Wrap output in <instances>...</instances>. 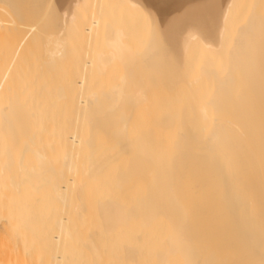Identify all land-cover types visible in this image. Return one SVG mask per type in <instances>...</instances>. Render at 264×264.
Instances as JSON below:
<instances>
[{
    "label": "bare ground",
    "instance_id": "1",
    "mask_svg": "<svg viewBox=\"0 0 264 264\" xmlns=\"http://www.w3.org/2000/svg\"><path fill=\"white\" fill-rule=\"evenodd\" d=\"M0 7L4 12H8L10 17L12 15L11 21L17 26L24 22L26 25L29 24L28 26L33 25L36 22L31 24L27 18L37 17L38 23L42 26L43 39L42 42L39 40L41 35L38 33L34 45L40 44V48L37 49L38 47L35 48L34 45L32 47L42 51L37 54L35 49L31 50L37 55L33 59H38L41 55L39 59H42L39 63L35 61L46 71L44 79H55L57 76L56 79H64L65 73L62 71L57 75V72L62 69L64 63H67L75 47L82 50L78 64L84 69L80 78H76L73 85L71 84L78 93L74 92V98L71 96L73 99L69 108L72 115L68 117L71 120L67 121L73 122L76 129L72 126L75 129L71 128L73 133L67 135L61 133L63 137L57 135L62 138L59 140V137L57 138L58 143L50 141L54 150L64 137L65 141L71 144L68 145L70 150L67 152H63L62 149V156L57 155L58 149L55 150L57 154H51L53 162L56 163L59 159L57 166L55 163L50 164V155L44 147L41 145V148L36 147L37 140L41 138L39 116L43 112L29 110L27 101L24 103L22 98L17 99L16 91L12 94L0 91V185L3 190L13 189L17 194L16 198L28 187L40 192L50 185L55 200L57 202L59 200L60 204L59 210H55L58 216L48 219L47 221H51L52 224L44 229H41V226L29 227L26 225L25 217L20 221L22 224L6 227V234L0 235V264H174L178 261V257L179 264L182 262L183 264H264V0H0ZM141 9L151 12L161 29L159 35H153L144 25L139 15ZM169 9H178V13L175 12V15L172 14L171 17L169 15L167 19L161 21L160 17H163L162 15ZM172 21L175 22L170 23ZM14 22L9 27L13 30H15ZM116 73H119L118 84L108 89L105 83H108L109 78ZM103 77L106 78V82H102L106 90L102 89V84L98 81L101 78V81L104 80ZM20 79L23 81L25 77L21 76ZM95 80L101 86L96 87L101 88L99 92L93 89V92L86 90V87L92 84L94 88ZM60 82L55 83L56 97L50 100L51 105L65 101L68 94L70 95ZM85 90L88 93L83 95ZM24 94H21L23 98H25ZM155 95H159L157 96L159 100ZM151 97L158 102L174 103L171 104L174 107L171 105L167 107L168 105L165 104L163 106V102V107L161 102L155 103L159 104V108L162 107V111L156 113L158 116L154 115L156 120L152 119L153 116L151 119H148L149 115L144 116L145 121L148 119V126L151 124L149 120H154L156 124L151 122L158 126V132L161 130V133L165 127L168 128L167 131L162 132V134L168 133L167 136L163 134L166 139L157 133L161 142L155 137L157 131L151 130L152 126L153 129L157 127L151 124L150 129L143 126L145 123L141 124L143 121L137 125L139 122L134 120L135 124L137 123L136 129H139L140 125L142 126L140 129L143 127L146 129L143 131L134 129L135 132H143L139 134L141 137H138V133L130 135L134 128V126L130 128L134 125V121L133 124L131 123L134 111L138 116L134 114L136 117L134 116L133 119L139 117L140 108L144 110V114L147 112L149 114L153 109H150V105L156 102ZM35 103L36 101L34 106ZM249 112L250 114L254 112L255 115L251 116ZM82 122L85 123L84 136L79 134V130L77 131V128L80 129L78 124ZM172 129L177 130H173L172 133ZM50 130L52 129L48 131ZM99 131L103 132L107 143L113 142L112 147L117 145L121 147L118 151L119 146L115 147V152L109 143L111 149L108 150L106 147L105 152L115 153L107 157V154L101 155L104 151L100 153L101 157H104L100 161L104 163L98 165L92 164L94 162L91 160L96 155L91 156L90 166L96 167L94 169L89 165L84 168L85 161L79 162L83 166L79 165L82 170V174H79L75 169L80 158L73 150L76 146H82L84 152H87V149L90 152H98L99 149L96 148L102 146L95 143V140L99 142L95 134L97 135ZM170 133L176 137L172 135L173 138H170ZM127 134L132 136L131 138L136 135L137 141L131 140ZM46 136L47 134L41 138V144L46 142ZM167 137L170 138L168 140L172 146V149L168 148L169 150L164 145L168 141ZM66 142L64 144H67ZM129 142L132 143V147L129 146L131 145ZM166 144L170 146L169 142ZM127 145L129 147H126ZM64 147L68 149L66 145ZM130 147L134 150L137 147L139 151H143V154L136 150L130 153L132 150ZM148 147H151V150ZM125 148H130L128 149L130 155L124 152ZM153 149H156L155 153ZM162 149L166 150V154ZM84 152L83 156L86 154ZM122 152L128 157H125V154L121 155L126 159L125 167H120L118 163H122L123 158L119 156ZM30 154L36 160L32 168L27 165ZM98 157L101 158L97 154V158L92 159L96 161ZM111 157L113 160H108ZM117 158H120V161ZM99 159L95 163L100 162ZM183 159L187 160L186 165L180 163ZM82 160L88 161V155ZM176 160L180 161L176 162L179 168L175 165ZM109 161L114 162L115 167L118 163V169L122 168L113 171V174L116 172L114 177H111L110 173L107 178L106 173H101L104 174L103 178L106 176L107 179L111 177L114 180L112 193L117 189L121 192L126 189L128 193L123 192L122 198L124 194L130 198L131 190L134 191V186H137L138 190L134 191L137 195L133 196L137 197L136 199L124 198L128 200V204L121 197L120 199L125 203L119 202L120 199L115 198L112 193L102 194L104 187L101 182H104L102 181L104 179H100L102 178L100 171L104 168L108 170V165H111L110 171L114 169L112 162ZM85 163L90 164L89 161ZM183 165L184 168H181ZM187 165L192 167L188 166L189 169H193L188 174L183 170ZM75 171L76 176L78 174L82 176V182L78 185L75 183L81 186L76 188L78 194H73L77 195L73 200L71 193L76 186L74 181L76 182L77 178L73 180L71 174ZM94 172L99 175L98 179L97 175L91 174H95ZM83 173L86 178L88 176V180L92 179L91 182L94 180L93 184L100 182L96 189L99 196L95 208L85 201L87 196L94 192L92 191L94 186L89 185L87 179L83 181L85 178ZM169 174H174L176 180L169 178L171 177H168ZM187 176L191 179L185 180ZM167 177L168 181L175 183L169 185L171 182L167 181ZM165 179L167 182L164 183ZM138 183H142L141 186ZM85 185L88 187L85 188ZM138 185L140 189L146 190L144 194L149 193L146 194L147 197L142 195L144 190L139 192ZM23 195L24 193L22 197ZM159 199L164 203L160 205ZM135 200L136 202L133 203ZM155 206L160 212L154 208ZM171 207H174V210ZM177 207L182 213L185 208L187 210L189 208L188 211H184L186 217L191 210L190 218L185 219L186 222L182 218L185 216L181 217V211L179 213ZM152 208L156 213L149 211ZM161 209L168 211L162 213ZM169 209L173 211L170 214H168ZM141 212L143 214H140ZM202 212L207 213L205 217L202 216ZM136 213H139L138 217H134ZM13 214L15 212L10 211L2 213V216L6 217L7 222L12 223L10 217ZM75 214L79 216V227L75 225L72 217ZM89 215L94 216H92L94 221L97 216L99 223L103 224L105 232L108 233L102 235L101 241L95 238V231L84 232L93 221L92 218L87 217ZM149 215L156 217L154 221H157V218L160 221L165 219V222L170 224L169 226L167 223V226L171 229L167 228L173 229V232L167 230L168 235L163 233L162 236L156 231L160 234L163 244L168 243L169 245L166 246L170 248L162 247L159 250L155 248V250L151 249L152 252L148 249V253H144L146 249L143 245L147 244V241H142L143 245L138 244L143 246L140 248H143L144 252L138 250L139 247H135L137 243L120 242V246L124 247L118 254L121 257L112 258L111 255L116 253L107 247L105 238L110 239L111 236H115L116 231L119 233V226L126 231L125 227H128L129 223L132 225L138 218L139 221L135 222L133 227L136 225L137 229L141 225L140 228L138 227V235L142 234L144 237L148 235L145 240L147 238L150 243L149 234L155 235L153 229H156L154 227L158 223L151 226V221L152 224L154 221L153 218H147L150 217ZM159 215L163 216L159 218ZM174 215L179 216L180 224L178 222L177 224L180 226L176 224L178 218L174 219ZM142 217L146 220L141 219ZM181 219L184 225H181ZM123 220H126V223ZM114 223L116 226L120 224L116 231V228H110L111 225H115ZM144 223H147V226ZM131 227L128 228L130 232L134 231ZM142 229L148 230V233L151 229V233L148 234L147 231L144 233ZM77 230H82L80 242L76 240L79 236ZM162 230L160 232H163ZM164 238H167L168 242ZM207 241L210 243L209 248ZM162 242L152 245L162 246ZM199 242L202 245L206 242L207 246L205 244L203 248L198 244ZM178 245L183 248L175 249L174 247L177 248ZM179 255H182V259ZM176 257L177 260L172 259Z\"/></svg>",
    "mask_w": 264,
    "mask_h": 264
},
{
    "label": "rangeland",
    "instance_id": "2",
    "mask_svg": "<svg viewBox=\"0 0 264 264\" xmlns=\"http://www.w3.org/2000/svg\"><path fill=\"white\" fill-rule=\"evenodd\" d=\"M2 7V6H1ZM0 7V8H1ZM151 11H154V10H151ZM178 13V9L177 10H173V9H169V10H167V12H165V14H163L162 16L164 17V19H163V17H160V19H161V21H163V20H165V19H167L168 18V16L170 15V17L172 16V14L173 15H175L176 13ZM175 13V14H174ZM9 13L7 12H4L2 9H0V91L1 92H7V93H9V94H12L13 92H17L18 93V97H17V99L18 98H22L21 100H23V102L25 103L26 101H27V106H29V110H32V111H35V112H37V111H42V112H39V113H42L40 116H39V121H40V131H39V135H40V137L42 138L43 136H45L46 134H47V136H46V138H45V140H46V142H42V144H44V145H42L41 144V138H39L40 140H37V142H38V144H37V142H36V147L38 146V148H41L40 147V145L42 146V147H44L45 149H46V151H47V153L50 155V159H49V161H50V164H52V165H54V163L55 162H53V159H52V156H51V154H57V152L55 151V150H57L58 149V154L57 155H59V156H62L63 154L61 153V151H62V149L64 150L63 152H67L68 150H70V146H68V145H71L70 144V142H66L65 141V137H64V140H62L61 142H63L62 144H61V142H60V144H59V146L58 147H56V149L54 150V148L52 149L51 147H52V142H50V141H55L56 143H58V140L61 138V137H59L60 135H61V133H65L64 135H67V134H69V133H73L72 131L73 130H71V128H73L74 126H75V124H73V122L71 123V121L69 122V121H67L69 118H70V116L72 115V113H71V110H70V108L69 107H71V105L70 104H72V99L75 97L74 95H75V93L77 94L78 92H75L76 90H74V88H73V82H74V80L77 78V79H79L80 78V76L82 75V70H84L79 64H78V60H80V58H81V52H82V50L80 49V48H78V47H75L73 50H72V54H71V56L67 59V63H64L65 65H63L62 66V69L61 70H59L58 72H57V75L58 74H61L62 73V71H63V73H65L64 75H66V76H64V79L63 80H60V79H56L57 77H55V79H52V78H50V79H52V80H50V79H44L43 78V76H44V74H45V72L46 71H44V69L43 68H40L41 67V65H38V64H36V62L38 61V63H39V61L42 59H39L40 57H41V55H40V57L37 59V58H35V59H33L34 58V56H36L37 57V55H36V52H37V54H38V52L41 50H38L37 51V49H39L40 48V44H39V41H38V46L37 45H34L36 42H37V39H38V33H39V35H41V36H39L41 39H39L41 42H42V26L38 23V21H37V17L36 16H29V18H27V21H29V23H30V21H31V24L33 23V22H36V23H33V25H30V26H28L29 24H28V22H27V24L28 25H26L25 24V22L24 23H20V25H18V26H20V28H17L18 26H17V24L15 25V22L14 21H11L12 19L11 18H13L12 17V15H11V17L8 15ZM36 18V20H35V18ZM29 19H31V20H29ZM35 20V21H34ZM12 22H14L13 24H14V26H13V28L15 29V30H13L12 28H9L10 26H12ZM22 24H25V25H22ZM22 25V26H21ZM15 26H16V28H15ZM38 26V27H37ZM24 27V28H23ZM40 29V31H38L39 29ZM9 30H13V32L11 31V32H9ZM34 45V47L36 48V46L38 47L37 49H35L34 47H32ZM35 49V51L33 50V52H35V53H33L32 52V50L31 49ZM42 48V47H41ZM42 51V50H41ZM34 55H33V54ZM41 53V52H40ZM33 55V56H32ZM42 57H43V55H42ZM35 60H37V61H35ZM32 61H33V63H35V64H33L32 63ZM42 62V61H41ZM250 63H252L253 64V62H250ZM42 64H43V62H42ZM63 68H65V69H63ZM60 72V73H59ZM115 72V71H114ZM117 72V71H116ZM49 73H51V72H49ZM48 73V74H49ZM83 73H84V71H83ZM119 75V73H116V74H114V76L112 77V78H109V80H108V83L106 82V78L105 77H103V78H105L104 80H102L101 81V79H98V81L102 84V89L103 90H106L107 88L109 89V88H112V86H114V85H116V84H118V75ZM21 76H24L25 77V80H21L20 79V77ZM41 77V78H38V77ZM58 81L62 84V86H64L65 87V89L66 90H68V93H70V95L68 94V96H67V98H65V101L64 100H62V102L61 101H58V103H56L55 105H51L50 104V100H52V99H54L55 97H56V94L54 93V89H55V83L57 82L58 83ZM76 81V80H75ZM106 82L105 84H107V85H105V86H103L104 85V83H102V82ZM109 81H110V83H109ZM95 83H96V80L94 81ZM93 82V83H94ZM99 83V84H100ZM112 83V84H111ZM72 84V85H71ZM91 85V84H90ZM93 85V84H92ZM92 85L91 86H87L86 87V90H90L89 92H91L92 91V89L93 90H95L96 92L98 91L99 92V89H101V88H96V87H98L99 85H98V83H96V85H94V88L92 87ZM98 85V86H97ZM99 87H101V86H99ZM104 87V88H103ZM106 88V89H105ZM7 89H9L8 91H7ZM85 89V88H84ZM85 90V92L83 91V95H86L87 93H88V91H86ZM101 91V90H100ZM24 92H25V94H24ZM39 92H40V94H39ZM75 92V93H74ZM93 92V91H92ZM20 93V94H19ZM24 94V96H25V98H23V96L21 95V94ZM85 93V94H84ZM81 95H82V93H81ZM73 98H72V97ZM156 96V97H155ZM154 97L157 99L158 97H159V95H155ZM158 96V97H157ZM154 97H151L152 99H154ZM20 99H18V100H20ZM156 99H154V101H156V102H154V104H152V105H150V109L151 108H153V109H151L150 111H149V114H148V112L147 113H145L144 114V110H142L141 108L140 109H138V112L140 113L139 114V117H137V119L135 118V119H133L134 118V116L136 117V115H137V112L135 113V111H134V113H133V117H132V124H133V121L134 120H136V122H139L137 125H139L140 124V122H142L141 124H144L143 126H147V127H151V124H152V122L153 123H155L154 122V120L152 121V120H149L150 121V126H148L147 125V123L149 124V122H147L148 121V119H151V116H153L152 117V119H154L155 118V120H156V116H158V114H159V111L161 112L162 111V107L164 106V104L167 106V107H171L172 105L171 104H174V103H172L171 101V103L169 104V103H164L163 101H157ZM25 100V101H24ZM158 100H159V98H158ZM161 100V99H160ZM36 101V103H35V106H34V102ZM65 103H64V102ZM68 101V102H67ZM71 101V102H70ZM160 103L161 104V106H162V102H163V106L161 107V108H159L160 106H158L159 104H155V103ZM152 103H153V101H152ZM69 104V105H68ZM105 104V103H104ZM146 104V103H145ZM149 104V103H148ZM184 104H185V102H184ZM183 104V105H184ZM144 105V104H143ZM154 105V107H151V106H153ZM171 105V106H170ZM253 105V104H252ZM156 106H158V107H156ZM254 106V105H253ZM107 107V106H106ZM105 107V108H106ZM172 107H174V106H172ZM166 107H164V109H165ZM107 109V108H106ZM174 110H176V108H173ZM47 110H49L48 112H46ZM152 110H155V112L154 111H152ZM146 111V110H145ZM152 112V113H151ZM155 113V114H154ZM156 113H158V114H156ZM251 112H249V114H250ZM134 114H136V115H134ZM143 114V115H142ZM152 114V115H151ZM161 114V113H160ZM148 115L150 116V117H148ZM154 115H156V116H154ZM251 116L252 115H255L254 114V112H253V114H250ZM138 116V115H137ZM144 116H146V117H148V119L145 121V119H146V117H144ZM69 117V118H68ZM143 117V118H142ZM139 119H141L140 121H138ZM69 120H71V119H69ZM129 121H131V120H129ZM152 121V122H151ZM66 122H68L67 124H66ZM71 123V124H70ZM130 123V124H131ZM135 121H134V125H131V129L133 128V126H134V128H133V131H134V129L137 131V130H139L140 128H142V126L140 125V127H139V129H136L135 127ZM156 124V123H155ZM155 124H152V125H154L155 126ZM158 124V123H157ZM54 125V126H53ZM79 126L78 127H80V129L79 128H77V131L79 132V134L82 136H84V132H83V130L85 129V123L84 122H82V123H79L78 124ZM68 126H69V128H68ZM73 126V127H72ZM130 126V125H129ZM128 126V127H129ZM160 126H162V125H160ZM84 127V128H83ZM127 127V128H128ZM137 127V128H138ZM155 127H157L156 129L154 128L153 129V126H152V131H157L156 132V136H155V134L153 133V135L158 139V137H157V133H159L160 135H162V137L163 138H165L164 136H163V134L165 133H163L162 134V132L165 130V131H167L166 129H168V128H166L165 127V129L160 133V131L158 132V126L156 125ZM52 129V130H50V131H48L49 129ZM75 128V127H74ZM73 128V129H74ZM129 128V129H130ZM145 127H143V129H140L139 131H143V130H146V129H144ZM164 128V127H163ZM163 128H161V129H163ZM63 129V130H62ZM76 129V128H75ZM74 129V130H75ZM128 129V130H129ZM130 129V130H131ZM150 129H147V130H150ZM160 129V128H159ZM130 130L128 131L129 132V134H130ZM173 130H177V129H172V131ZM52 131V132H51ZM63 131V132H62ZM85 131V130H84ZM132 131V130H131ZM131 132V134L130 135H132L133 136V133H138V132ZM44 132V133H43ZM127 132V133H128ZM146 132V131H145ZM145 132H144V134H145ZM148 132V131H147ZM42 133V134H41ZM141 133H143V132H140V133H138V137L140 138L141 136H139V134H141ZM172 133H174V131L172 132ZM177 132L175 131V135H177L176 134ZM44 134V135H43ZM60 134V135H59ZM166 135L165 136H167L168 135V133H165ZM171 134V133H170ZM42 135V136H41ZM49 135V136H48ZM57 135H59V136H57ZM63 135V136H64ZM98 135V136H97ZM97 135L95 134V137H97L96 139H98V141L99 142H97V140H95L96 142V144H99L100 146H102V148H96V149H99V151L98 152H90L88 149L86 150L87 152H84L83 151V148H82V146L80 147V146H76L77 147V149H76V147L74 148V152L77 154V157L78 158H80V159H78L79 161H78V163L79 162H82L83 163V161H85V162H87L88 163V161H89V163L90 164H86L85 162H84V168L85 167H87L88 165L90 166L91 165V162H90V157L91 156H95L96 155V157H92V158H97V154H99V156L101 157V155H105V154H107V153H109V151H107V152H105L106 151V147L108 148V150H109V148L111 149V147H112V145H114V144H112V143H110V142H106L107 141V138L105 139V136H104V134H103V132H101V131H99V132H97ZM130 135H128L127 134V136L129 137ZM174 136V134H171V137H170V135H169V137L170 138H173V136ZM62 136V135H61ZM62 136V137H63ZM132 136H130V139L131 140H133V139H136V141H137V136L135 135L133 138H131ZM59 137V138H58ZM169 137H167V140L168 139H170ZM174 137H176V136H174ZM57 138H58V140H57ZM104 138V139H103ZM154 138V137H153ZM156 138H155V140H156ZM160 138V137H159ZM44 139V138H43ZM53 139V140H52ZM62 139V138H61ZM95 139V138H94ZM166 139V138H165ZM165 139H163V142H165L164 140ZM154 140V141H155ZM158 140H160V142H161V139H158ZM157 140V141H158ZM175 140H176V138H175ZM39 141H40V143H39ZM44 141V140H43ZM64 142H66L67 144H64ZM162 142V143H163ZM167 142H169V144H170V146L168 147L167 146ZM171 142H172V139H171ZM110 143V144H109ZM136 143V142H135ZM156 142H154V144H155ZM161 143V144H162ZM166 143H164V145H166V149L167 150H169L168 148H171L172 149V146H171V143H170V140H168V141H166ZM173 143H175V141L173 140ZM50 144V145H49ZM55 143H53V145H54ZM111 146V147H109V145ZM116 144V143H115ZM129 144H131V145H129V146H131L132 147V143H130L129 142ZM133 144H134V142H133ZM151 144H152V142H151ZM47 145V146H46ZM66 145V147L68 148L67 150H66V148L64 147ZM117 145V144H116ZM138 145V144H137ZM136 145V146H137ZM142 145V144H141ZM174 145V144H173ZM50 146V147H49ZM54 146H57L56 144L54 145ZM53 146V147H54ZM119 145H117V146H115V147H118ZM128 145L126 146V147H129ZM140 146V145H139ZM138 146V147H139ZM148 146V145H147ZM163 146V145H162ZM114 146L112 147L113 149L112 150H114V148H115ZM121 146H119L118 147V149H117V151L119 150V148H120ZM130 147V148H131ZM134 147V146H133ZM142 147H143V145H142ZM164 147H163V149H164ZM59 148H61V149H59ZM65 148V149H64ZM130 148H125L124 149V152H128L129 150H130ZM148 148H150V150H151V147H148ZM147 148V149H148ZM156 148V147H155ZM81 149H82V151H81ZM86 148H84V150H85ZM129 149V150H128ZM132 150L130 151V153L131 152H135V150H136V152H138V153H140L141 151H139L140 149H137V147H136V149L134 150V148H131ZM162 149V150H163ZM49 150V151H48ZM51 150L53 151V152H51ZM60 150V151H59ZM112 150H111V152H112ZM116 150V149H115ZM114 150V151H115ZM123 150V149H122ZM155 150L156 149H153L152 151H154V153H155ZM80 151V152H79ZM102 151V152H101ZM103 151H104V154H101L100 155V153H103ZM112 152V153H115V152ZM145 151H147V150H145ZM149 151V150H148ZM83 152L84 153H89V154H87L88 155V161L87 160H82V159H84L85 157H87V155L84 157L83 156ZM124 152H122L121 154H119V156L121 157V155L122 154H125V157H127V155H130V153L129 154H127L126 155V153H124ZM143 152V151H142ZM141 152V154H143ZM158 152H160V150L158 151ZM163 152H165V154H166V150L164 151L163 150ZM162 152V153H163ZM168 152V151H167ZM170 153L172 152V151H169ZM168 152V153H169ZM91 153H95L94 155L92 154L91 155ZM97 153V154H96ZM111 153V154H112ZM145 154H146V152H144ZM161 153V154H162ZM78 154L80 155V156H78ZM111 154H107L106 155V157L108 156V155H111ZM150 154V153H149ZM164 154V153H163ZM162 154V155H163ZM90 155V156H89ZM147 155V154H146ZM30 157H28L29 158V160H28V162H27V165L30 167V168H32L31 166H34L35 165V163H36V160L34 159V157L30 154L29 155ZM112 156V155H111ZM105 157V158H106ZM110 157V156H109ZM108 157V158H109ZM125 157H124V155H123V157H121V158H123L122 159V163H120V162H118V161H120V158L118 159V163L121 165L120 167H125V162H126V159H125ZM58 158V157H57ZM76 158V157H75ZM91 158V160L94 162V163H92V164H94V165H98V164H101V162H103L104 163V161H100V160H103V158L101 159H99V157H98V159H99V161L100 162H98V163H95L96 161H94V159H92ZM128 158V157H127ZM77 159V158H76ZM87 159V158H86ZM113 160V158L111 157L110 159H108V160ZM125 159V160H124ZM59 160V159H58ZM58 160H56L57 162L55 163V166H57V163L59 162ZM107 160V161H108ZM191 160V159H190ZM190 160H188V163H189V161ZM77 161V160H76ZM114 161H116V160H114ZM177 161H179V160H176V161H174L175 162V165H176V167L178 166L177 165ZM183 162H180V163H183L184 165H186L187 163H185L186 161H185V159H183L182 160ZM53 162V163H52ZM110 162V161H109ZM112 162V161H111ZM110 162V163H111ZM124 162V163H123ZM179 162H178V164H179ZM191 162H192V160H191ZM190 162V163H191ZM77 163V162H76ZM77 163V164H78ZM102 163V164H103ZM116 163V162H115ZM118 163H116L115 165H116V167L115 166H113V164H114V162H112V168L114 167V169L112 170V171H110L111 170V165H108L107 163H106V165H108L107 166V169L109 170V173H108V170H105L106 168H104V169H102V170H104V171H100V177H102V178H100L101 180L102 179H104V180H102V181H104V182H101L102 184H103V187H104V190H103V192H102V194H105V195H107L108 193L109 194H111L112 192H111V188H112V185H114V183H113V179L111 178L113 175H115V173L116 172H114V174H113V171H115V170H121L122 168H120V169H118L117 167H119L118 166ZM79 165H81V163H79L78 164V167H76V171H79V174H82V170H81V166H79ZM173 166H174V164H172ZM184 165H183V167L181 166V168H184ZM54 166V167H55ZM82 166V167H83ZM103 166H105V165H103ZM102 166V167H103ZM173 166H171V167H173ZM190 167V165H187L186 166V169H183V170H186L187 172V174L190 172L191 173V170H193V169H189V167ZM192 166V165H191ZM93 167V169L94 168H96V167H94L93 165L92 166H90V168H92ZM102 167H99V169L100 168H102ZM167 167H169L168 165H167ZM175 166H174V168L173 169H175L176 168ZM180 166H178V168H179ZM55 168H59V167H55ZM80 168V169H79ZM110 168V169H109ZM190 168H192V167H190ZM79 169V170H78ZM88 169H89V167H88ZM93 169H91V170H93ZM166 169H168V168H166ZM169 169H170V167H169ZM188 169V170H187ZM96 171L98 170V169H95ZM170 170H172V169H170ZM76 171L74 172V174H73V172H72V178H73V180L75 179V177L77 178V180H76V182L74 181V184L76 183L77 185L78 184H80L81 182H82V176H80L79 174L77 175V176H79V177H81L80 179H79V177H77L76 176ZM81 171V172H80ZM83 171H84V169H83ZM68 172V171H67ZM66 172V173H67ZM106 173L105 175L107 176V178H108V176H110L111 174V177H109V179H107L106 178V176H104L105 178H103V175L104 174H101V173ZM175 172V171H174ZM76 173V174H75ZM95 174H93V173H91L93 176H95V175H97V173L96 172H94ZM108 173V174H107ZM111 173V174H110ZM84 174V173H83ZM175 174V173H174ZM174 174H172V175H168V177L169 176H171V177H169V178H172V180H176V179H174V177L176 178V176L174 175ZM67 175V174H66ZM75 175V176H74ZM88 175V174H87ZM90 175V174H89ZM68 176H70V175H68ZM84 176H85V174H84ZM98 176V177H97ZM96 177H97V179L99 178V175H97ZM173 176V177H172ZM114 177V176H113ZM167 177V178H168ZM190 177V176H189ZM87 178H88V176H87ZM86 176H85V180L83 179V181H86ZM94 178V177H93ZM166 178V179H167ZM169 178L167 179V181L169 180ZM249 178V177H248ZM97 179H95V181L97 180ZM112 179V181H109V180H111ZM166 179H165V181H164V183L165 182H167L166 181ZM189 179H191V178H188V176H187V178L185 179V180H189ZM79 180V181H78ZM88 180V179H87ZM91 180L92 179H90V180H88V181H86L89 185H93L94 187H92L93 188V190L92 191H94V192H92L90 195H88L87 196V199L85 200L87 203H89V204H91V206L93 207V208H95V206H96V201H97V197L99 196L98 195V191L96 190V189H98L97 187L100 185V182L98 181V183H95V184H93L92 182L94 181H92L91 182ZM100 180V181H101ZM177 180H179V179H177ZM78 181V182H77ZM97 182V181H96ZM113 184H112V183ZM168 182H171V183H169V185H172V183L174 184L175 183V181L174 182H172L171 180L170 181H168ZM73 184V185H74ZM75 184V185H76ZM84 184H85V182H84ZM140 186H141V184L142 183H138ZM144 184V183H143ZM167 184L168 183H166V187H168L167 186ZM74 185V186H75ZM73 186L74 187V190H73V193H71V195H72V199H73V197H75V199H76V196H74L75 194H78V187L79 186H81V185H79V186ZM98 185V186H97ZM110 185V186H109ZM139 185H138V188H139V192L141 193V191L142 190H144V189H140L141 187H139ZM165 185V184H164ZM164 185H162V186H164ZM144 186V185H143ZM142 186V187H143ZM86 187H88L87 185H85V188ZM89 187H91V186H89ZM135 188H133V189H135L134 191H137L138 189H136L137 188V186H134ZM77 188V189H76ZM165 188V187H164ZM145 189H146V186H145ZM84 190V189H83ZM129 190H131V188H129ZM82 190L80 189V193H82L81 192ZM117 191H120V193H117ZM123 191V190H122ZM132 191V196H129L130 198H132L133 196H136L137 195V193L135 192L134 193V191L133 190H131ZM145 191L146 190H144L143 191V197H144V195H146L148 192H146V194H144L145 193ZM84 192V191H83ZM124 193H128L127 191H126V189H125V191H123ZM123 192H121V190L120 189H117V190H115L112 194L115 196V198H119L120 199V197L122 198V193ZM162 192V191H161ZM24 193V195H23V197H22V194ZM88 193V192H87ZM117 193V194H116ZM22 194L21 195H19V196H17V198H16V196L15 195H17L16 193H15V191L13 190V189H7V188H5V190H3V188H2V185H0V235H3V234H6V227H8L9 225H20V224H22V223H20V221H21V219L23 218V217H25V221H26V225H28L29 227H37V226H41V229L43 228H45L46 226H50L51 224H52V222L51 221H47L48 219H50V218H54V217H56V216H58V213H56V211H58L59 210V208H60V204H59V200H58V202H57V200H55V197H54V195H53V191H52V189H51V186L50 185H48L47 187H46V189L45 190H43V191H40V192H38V191H35V190H33L31 187H28L25 191H23L22 192ZM74 194V195H73ZM118 194H120V196L118 195ZM134 194V195H133ZM136 194V195H135ZM149 194V193H148ZM151 194V193H150ZM163 194V193H162ZM161 194V195H162ZM166 194V193H165ZM164 194V195H165ZM125 196H123L124 198H127L128 196H126V194H124ZM129 195V194H128ZM131 195V194H130ZM168 195V194H167ZM139 196V195H138ZM149 197V199H150V195H148ZM52 197H54V198H52ZM142 197V196H141ZM143 197L141 198L142 200H143ZM146 197H147V195H146ZM166 197V196H165ZM124 198H122L123 199V201H125L126 199H124ZM130 198H127V199H130ZM134 199H136L135 197H133ZM139 198V197H138ZM164 198V197H163ZM168 198V197H167ZM75 199H73V200H75ZM140 199V200H141ZM145 200H146V198H144ZM158 199V198H157ZM156 199V200H157ZM168 199H170L171 200V198H168ZM189 199V198H188ZM187 199V200H188ZM246 199H248V198H246ZM118 200V199H117ZM133 200V199H132ZM139 200V199H138ZM139 200V201H140ZM152 200V199H151ZM250 200V199H249ZM248 200V201H249ZM77 201V200H76ZM121 199L119 200V202H123ZM164 201H165V198H164ZM169 200H167V202H168ZM126 204H128V200H126ZM129 202H132V201H130L129 200ZM136 202V200L133 202V203H135ZM138 202V201H137ZM157 202H158V200H157ZM159 202H160V205L162 204V200L161 199H159ZM166 202V203H167ZM176 202V201H175ZM11 203H17L16 205H10ZM123 203H125V202H123ZM164 203V202H163ZM131 204V203H130ZM159 205V206H160ZM175 205V204H174ZM157 206H155L154 208L155 209H157L156 208ZM154 208H152V209H149V211L151 210V212L152 213H156V211H155V209ZM159 208V207H158ZM160 208H161V206H160ZM163 208H166V207H163ZM172 208V207H171ZM253 208V207H252ZM56 209H58V210H56ZM154 209V210H153ZM167 209V208H166ZM173 210H174V207L172 208ZM177 209H179L178 207H177ZM56 210V211H55ZM143 209H141V211H142ZM145 210V209H144ZM159 209H157V211H158ZM162 211L163 210H165V209H161ZM170 210V209H169ZM184 210V209H183ZM188 210H189V208H188ZM187 210V208H185V212L186 211H188ZM252 209H250V211H251ZM10 211H12V212H15V214H13V215H11V219H12V223H10V222H7L6 221V217H3L2 216V213H7V212H10ZM168 211V210H167ZM167 211H163L162 213H166ZM178 211V210H177ZM180 211H181V217H182V215L183 216H185V213H184V211H183V213H182V210L181 209H179V213H180ZM191 211V210H190ZM188 212V214H187V216L190 218V216H189V213H190V215H191V212ZM239 211V210H238ZM237 211V212H238ZM255 211V210H254ZM150 212V213H151ZM158 212H160V210L158 211ZM170 212H173L172 210H170L169 211V213L168 214H170ZM175 212V211H174ZM242 212V211H241ZM241 212H240V214H241ZM204 212H202V216H206V214L207 213H205V214H203ZM234 213H236V211L234 212ZM133 214V213H132ZM137 214H139V213H136V215H134V217L135 216H137ZM140 214H143V212H141ZM176 214V213H175ZM177 214H178V212H177ZM93 215H95V214H93ZM93 215H89V216H87L88 218H92L91 220H93ZM144 215H146V214H144ZM151 215V214H150ZM149 215V216H150ZM164 215V214H163ZM163 215H159V218H161V216H163ZM166 215V214H165ZM179 215V214H178ZM175 216L174 215V219L177 217L178 219L175 221L176 222V224H177V222H178V220H179V216ZM242 215V214H241ZM93 216V217H92ZM129 216H130V214H129ZM141 216V215H140ZM143 216V215H142ZM147 216V215H146ZM169 216V215H168ZM167 216V217H168ZM243 216V215H242ZM73 218H74V220H75V225L77 226V227H79L80 225H79V216L78 215H73L72 216ZM126 217H128L127 215H126ZM138 217V216H137ZM165 217V216H164ZM163 217V218H164ZM180 217V218H181ZM188 217H182L184 220L185 219H188ZM133 218V217H132ZM145 217H142L141 219H144ZM147 218H153L152 220L154 221V219L156 218L154 215L151 217H147ZM171 217H169V219H170ZM126 219V218H125ZM130 219H131V217H130ZM136 219V218H135ZM132 220V219H131ZM131 220H130V222H131ZM144 220H146V219H144ZM143 220V222H145ZM157 221H154L153 223L154 224H152V221H151V226H155V224L156 223H158V225L156 224V226L154 227V228H156V229H153L151 226H150V228H152L153 229V231L155 232V235L153 236L152 235V233H151V229L149 230V233H151V235H152V237H151V235L148 233V230H145V231H147L146 233H148L149 234V237H150V243H149V241L147 240V238H146V240H145V237L146 236H148V235H145V237L144 236H142V234L139 236L138 234H139V230H138V227L139 226H141V225H139L140 223L142 224V222H141V220H140V223L137 225L138 227H137V229L135 228L136 227V225H134V227H133V224H135V222H137V221H139V218H138V220L136 221L135 220V222L131 225L130 223H129V225H128V221H129V218H128V220H127V223H126V220H123V221H125V223L128 225V227H125V228H127V230L125 231L124 229H122V228H120V227H122V226H119L120 224H118L117 226H116V224L115 225H111L110 226V228H113V229H115V231L118 229V226H119V233H118V231H116V234H115V232L113 233V234H115V236H111L110 237V239H108V237L107 238H105V242H107V247H109L110 249H113L114 250V252L116 253V254H114L113 256L111 255V257L112 258H118V257H121L120 255H118L119 254V252L120 251H122L123 249H124V247H121L120 246V242H125V243H127L126 241H129V243H131V242H133V243H137V244H135V247H139L138 248V250H141V251H143L144 252V249H146V252H144V253H148L147 251H148V249H149V251L151 250V249H154L155 250V248L157 249V250H159V248H162V247H166L165 249H167V248H170L169 246H166L168 243H166V245L165 244H163V242L161 241L162 239H160L161 237H159L160 236V234H162V236H163V233L165 234L166 232H167V230L169 231L171 228L170 227H168L167 226V223L165 222V219H161V221H162V223H161V221L157 218L156 219ZM167 220V219H166ZM205 220H206V218H205ZM160 221V222H159ZM164 221V222H163ZM172 221V220H171ZM170 222V221H169ZM181 225H184V224H182L183 222H182V219H181ZM185 222H186V220H185ZM132 223V222H131ZM147 223H148V221H147ZM147 223H144L145 224V226H147ZM164 223H166L165 224V226H164ZM172 223V222H171ZM179 223V222H178ZM123 224V223H122ZM121 224V225H122ZM149 224V223H148ZM169 224V223H168ZM180 224V223H179ZM150 225V224H149ZM148 225V226H149ZM172 225V224H171ZM175 225V224H174ZM178 225V224H177ZM176 225V226H177ZM107 226V225H106ZM129 226L131 227H133L134 228V231H132V232H130L129 231ZM158 226H160V227H158ZM164 226V227H163ZM169 226H170V224H169ZM178 226H180V225H178ZM131 227V228H132ZM163 227V228H162ZM170 228V229H168V228ZM175 227V226H174ZM104 228L105 227H103V224H101V223H99V220H98V218H97V216H95V221L93 220L92 222H90L89 223V226H87L86 228H85V230H84V232H92V230L93 231H95V238L97 239V241L99 240V241H101L102 240V235H104L106 232H105V230H104ZM133 228H132V230H133ZM140 228V227H139ZM143 228V227H142ZM148 228V227H147ZM173 228V227H172ZM107 229V228H106ZM109 229V228H108ZM122 229V230H121ZM146 229V228H145ZM162 229H164L165 230V232H164V230H162L163 232H160ZM144 229H142V232H144L145 233V231H143ZM152 231V232H153ZM159 232V233H157V232ZM170 231H172L173 232V229L172 230H170ZM45 232V231H44ZM43 232V233H44ZM153 232V233H154ZM172 232H170V233H172ZM141 233V232H140ZM78 234H79V236H78ZM81 234H82V230H77V241L78 242H80L81 240H82V238H81ZM108 233H106L105 235H107ZM167 235H168V233H166ZM166 235V236H167ZM138 236H139V238H138ZM142 237H144L143 239H141ZM148 237V238H149ZM155 237H157V238H155ZM138 238V239H137ZM140 239V240H139ZM164 239H166V242H168V240H167V238H164ZM142 241H144V242H148L147 244H148V246H146L147 244L146 243H144V245H143V243H141ZM158 242H162V246H158V244L156 245V246H158V247H155V246H153L152 245V243L154 244H156V243H158ZM203 242V241H202ZM132 243V244H133ZM207 243H208V241H207ZM207 243L206 242H204L203 244L205 245V246H207ZM110 246H109V245ZM113 244H115V245H118V246H115L114 247V245ZM138 244L139 245H143V246H138ZM198 244H200V246L202 245V243L201 242H199ZM209 244L210 243H208V248L210 247L209 246ZM112 245H113V248H111L112 247ZM163 245H165V246H163ZM169 245V244H168ZM204 245H202L203 246V248L205 247ZM199 246V245H198ZM199 246V247H200ZM140 247H143L142 249L140 248ZM206 247V248H207ZM175 249H177V250H179L180 248L182 249L183 247H181V246H179L178 245V247L176 248V246L174 247ZM179 248V249H178ZM161 250V249H160ZM163 250H164V248H163ZM151 252H152V250H151ZM155 252V251H154ZM177 254V253H176ZM154 255V254H153ZM173 257L175 256V255H172ZM171 256V257H172ZM177 256V255H176ZM180 256V255H179ZM182 256V255H181ZM181 256H180V258H181ZM178 257V256H177ZM177 257L176 258H172V259H176L177 260ZM227 257H229V255H227ZM182 259V258H181ZM228 259V258H227ZM179 257H178V261H175V262H177L176 264H179ZM175 262H174V264H175ZM181 263V262H180ZM182 264H183V262H182Z\"/></svg>",
    "mask_w": 264,
    "mask_h": 264
},
{
    "label": "snow or ice",
    "instance_id": "3",
    "mask_svg": "<svg viewBox=\"0 0 264 264\" xmlns=\"http://www.w3.org/2000/svg\"><path fill=\"white\" fill-rule=\"evenodd\" d=\"M139 15L141 20L143 21L144 25L150 29V31L153 33V35H159L161 33V29L155 19L153 18L150 11L147 9H141L139 11ZM175 21H172L170 23H174Z\"/></svg>",
    "mask_w": 264,
    "mask_h": 264
}]
</instances>
